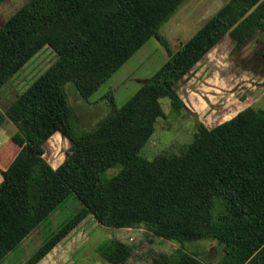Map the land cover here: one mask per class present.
<instances>
[{
  "label": "trees",
  "instance_id": "obj_1",
  "mask_svg": "<svg viewBox=\"0 0 264 264\" xmlns=\"http://www.w3.org/2000/svg\"><path fill=\"white\" fill-rule=\"evenodd\" d=\"M186 1L28 0L0 27V90L46 46L57 53L0 107V126L10 120L17 127L12 140L21 148L0 169V264L72 195L80 210L23 264H38L89 215L109 228L144 224L181 244L153 264H206L207 255L185 249L202 239L219 247L210 264H264V108L249 106L213 128L200 122L180 154L141 155L165 115L160 100L169 97L180 111L185 103L177 83L225 35L240 46L264 33V0H229L174 52L160 29ZM152 37L167 48L168 61L96 127L78 129L66 85L73 82L89 100ZM57 132L72 144L55 168L44 144ZM116 168L129 173L124 182L106 176ZM116 183L118 190L107 195ZM98 250L111 264L133 254L117 238Z\"/></svg>",
  "mask_w": 264,
  "mask_h": 264
},
{
  "label": "rangeland",
  "instance_id": "obj_2",
  "mask_svg": "<svg viewBox=\"0 0 264 264\" xmlns=\"http://www.w3.org/2000/svg\"><path fill=\"white\" fill-rule=\"evenodd\" d=\"M28 0H5L0 5V27ZM229 0H187L177 12L164 23L161 33L176 52ZM259 43L254 40L240 46L227 34L193 69L177 83L185 106L176 110L169 97L162 98L165 115L158 118L151 140L142 149L141 155L153 160L162 153L180 154L192 143L203 122L209 128L225 122L249 106L264 108V57L258 46H264V33H259ZM262 42V43H260ZM170 58L167 48L155 37L149 39L89 100H84L73 82L66 85L71 105L74 107L78 129L91 130L108 115L115 103L122 107ZM57 59V53L46 46L0 93V107L5 106L24 91L39 75ZM57 133L45 143V157L53 167H58L71 153V141L60 140ZM3 162L0 169L7 167ZM116 176L124 182L129 173L119 168L112 169L106 176ZM3 175L0 171V183ZM118 183L106 190L112 195L118 190ZM81 208L75 195L61 205L51 217L44 221L27 239L17 247L1 264H23L45 241L58 230L67 219ZM79 230L85 233L84 242L77 249L70 248L68 258H61L57 264H111L99 253V247L107 243L108 227L89 215ZM98 222V223H97ZM74 229V230H75ZM133 248V254L124 264H153L162 254H172L181 244L156 236L142 224L127 231H113ZM75 234V233H74ZM76 235V234H75ZM224 247V245H221ZM185 249L199 253L206 264L217 259L219 247L210 239L192 241ZM222 256V255H221Z\"/></svg>",
  "mask_w": 264,
  "mask_h": 264
},
{
  "label": "crops",
  "instance_id": "obj_3",
  "mask_svg": "<svg viewBox=\"0 0 264 264\" xmlns=\"http://www.w3.org/2000/svg\"><path fill=\"white\" fill-rule=\"evenodd\" d=\"M220 43V42H219ZM218 43V44H219ZM236 43V41H235ZM246 43V42H245ZM217 44V45H218ZM24 69V68H23ZM22 69V70H23ZM21 72V71H20ZM19 72V73H20ZM19 73L17 75H15L1 90L0 93L2 91H4V89H6L9 84L13 81V79L19 75ZM19 95V94H18ZM17 95V96H18ZM16 96V97H17ZM13 98L6 106L5 108H7L15 99ZM17 131V127L10 121L7 120L2 126H0V165L5 162V166L8 168L10 166V164L13 162V160L15 159V157L17 156V154L20 151V146L17 145L13 140H12V135ZM57 133H61V132H57ZM56 133V134H57ZM61 138H59L60 140H63L65 142V139H68L67 137H65L62 133H61ZM54 137V135L52 136ZM51 137V138H52ZM51 138L49 140H51ZM48 140V141H49ZM47 141V142H48ZM68 141H70L68 139ZM45 145V144H44ZM6 168V169H7ZM5 170V169H4ZM98 223V222H97ZM84 226V222L75 230H73L67 237H65L54 249H52L38 264H57V262L60 260L59 263H61V258H64V262L65 260L68 258V253L70 248L72 250V248L77 249L81 244H83L84 240L83 238L85 237V233L81 231V233L79 232V230ZM41 226H39L40 228ZM38 229V228H37ZM109 238H117L120 239L121 241H123L117 233L113 232L115 230L117 231H130L132 230V228H109ZM76 235H75V234ZM28 239V238H27ZM27 239H25L23 242L25 243L27 241ZM124 242V241H123ZM12 253V252H11ZM11 256V254H9ZM8 256L6 259H9ZM25 262V261H24ZM63 264V263H62Z\"/></svg>",
  "mask_w": 264,
  "mask_h": 264
},
{
  "label": "flooded vegetation",
  "instance_id": "obj_4",
  "mask_svg": "<svg viewBox=\"0 0 264 264\" xmlns=\"http://www.w3.org/2000/svg\"><path fill=\"white\" fill-rule=\"evenodd\" d=\"M258 36H259V34H257V35L254 34L248 41L255 39V41L259 43V37ZM248 41H246V42H248ZM260 43H262V42H260ZM260 45L258 46V49H259L258 52L261 54L262 57H264V46L260 47Z\"/></svg>",
  "mask_w": 264,
  "mask_h": 264
},
{
  "label": "water",
  "instance_id": "obj_5",
  "mask_svg": "<svg viewBox=\"0 0 264 264\" xmlns=\"http://www.w3.org/2000/svg\"><path fill=\"white\" fill-rule=\"evenodd\" d=\"M259 34V30L255 33V35Z\"/></svg>",
  "mask_w": 264,
  "mask_h": 264
}]
</instances>
